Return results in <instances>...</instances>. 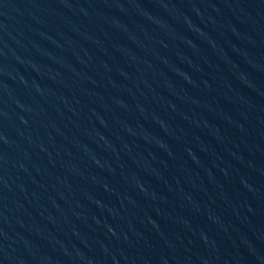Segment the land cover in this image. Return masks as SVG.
Returning a JSON list of instances; mask_svg holds the SVG:
<instances>
[{"label": "water", "instance_id": "1", "mask_svg": "<svg viewBox=\"0 0 264 264\" xmlns=\"http://www.w3.org/2000/svg\"><path fill=\"white\" fill-rule=\"evenodd\" d=\"M0 264H264V0H0Z\"/></svg>", "mask_w": 264, "mask_h": 264}]
</instances>
